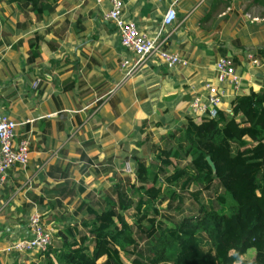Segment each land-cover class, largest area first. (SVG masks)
I'll return each instance as SVG.
<instances>
[{
    "label": "crops",
    "instance_id": "1",
    "mask_svg": "<svg viewBox=\"0 0 264 264\" xmlns=\"http://www.w3.org/2000/svg\"><path fill=\"white\" fill-rule=\"evenodd\" d=\"M123 1L125 19L150 36L162 31L166 48L189 64L168 67L150 56L124 79L121 59L134 63L137 54L104 18L112 0H51L52 9L40 14L0 0V115L19 122L17 140L31 139L28 165L13 166L0 185V264L45 263L37 250H3L31 236L34 208L57 244L61 228L81 222L83 200L99 201L126 182L134 156L150 159L154 149L176 146L217 58H233L240 91L264 87V0ZM172 3L177 18L162 28ZM35 36L39 47L32 51ZM126 161L132 172L124 170Z\"/></svg>",
    "mask_w": 264,
    "mask_h": 264
},
{
    "label": "trees",
    "instance_id": "2",
    "mask_svg": "<svg viewBox=\"0 0 264 264\" xmlns=\"http://www.w3.org/2000/svg\"><path fill=\"white\" fill-rule=\"evenodd\" d=\"M17 1L39 14L52 9L51 0H8ZM29 42L38 49V36ZM153 152L134 156L128 184L83 200L81 222L39 251L44 264H264V87L233 93L217 117L192 114L176 146ZM188 195L194 211L163 218Z\"/></svg>",
    "mask_w": 264,
    "mask_h": 264
},
{
    "label": "built area",
    "instance_id": "3",
    "mask_svg": "<svg viewBox=\"0 0 264 264\" xmlns=\"http://www.w3.org/2000/svg\"><path fill=\"white\" fill-rule=\"evenodd\" d=\"M113 6L105 12L104 18L115 22L120 34L123 46L137 54V59L131 63L127 58L120 61V68L124 71V79L136 72L150 57L158 59L168 67L187 65L189 61L180 52L166 48V38L160 31L154 36L141 31L136 22L123 17V0H112ZM177 10L174 3L169 5L162 19V28L173 23L177 18ZM248 57L251 64L259 65L261 60L253 53ZM212 79L206 80L202 90L195 92L191 102V109L195 116L209 114L217 117L219 107L223 103L224 96L232 91L239 92L242 80L237 71L232 57L223 55L217 58L213 66ZM40 79H37V84ZM228 88L231 90L228 91ZM19 122L7 113L0 115V185L7 180L8 171L15 165L27 166L31 153V139L29 136L20 140L16 139ZM124 170L132 172L130 161H126ZM31 236L16 239L6 245L3 250L9 254L21 255L29 251H46L53 243V229L47 227L42 219L39 208H34L29 217Z\"/></svg>",
    "mask_w": 264,
    "mask_h": 264
},
{
    "label": "rangeland",
    "instance_id": "4",
    "mask_svg": "<svg viewBox=\"0 0 264 264\" xmlns=\"http://www.w3.org/2000/svg\"><path fill=\"white\" fill-rule=\"evenodd\" d=\"M125 179H126V182L125 183L128 184V177H127V175L125 176ZM193 188H196V185H193ZM195 204L196 203H195L194 199L190 195H188L187 196V200H186L185 203L180 204V205H178L177 203H174V204L171 205V207H170L169 210L168 209H165V210H162L161 212L163 214V218L164 217H168V218H170V220H174L175 218L176 219L180 218V216H182L183 213H188V212L194 211L195 210ZM53 244H56L54 238H53L52 245ZM39 256H42L43 262L46 263V261H47V254L46 253H44V254L42 253Z\"/></svg>",
    "mask_w": 264,
    "mask_h": 264
},
{
    "label": "water",
    "instance_id": "5",
    "mask_svg": "<svg viewBox=\"0 0 264 264\" xmlns=\"http://www.w3.org/2000/svg\"><path fill=\"white\" fill-rule=\"evenodd\" d=\"M207 158H208V161H209V163L211 164V166L213 167V170H214V172H215V171H216V166H215L214 161L211 159L210 156H208Z\"/></svg>",
    "mask_w": 264,
    "mask_h": 264
}]
</instances>
